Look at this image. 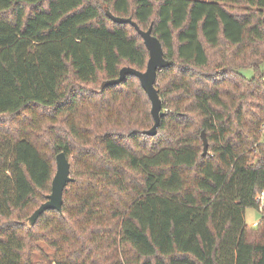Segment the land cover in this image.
<instances>
[{"label": "trees", "instance_id": "obj_1", "mask_svg": "<svg viewBox=\"0 0 264 264\" xmlns=\"http://www.w3.org/2000/svg\"><path fill=\"white\" fill-rule=\"evenodd\" d=\"M107 10L169 61L155 135L138 77L104 84L149 60ZM60 152L62 212L29 225ZM263 191L264 0H0V264H264Z\"/></svg>", "mask_w": 264, "mask_h": 264}, {"label": "water", "instance_id": "obj_2", "mask_svg": "<svg viewBox=\"0 0 264 264\" xmlns=\"http://www.w3.org/2000/svg\"><path fill=\"white\" fill-rule=\"evenodd\" d=\"M107 15L115 22L130 23L136 27L138 33L143 37L144 43L149 51V60L145 71L138 70L134 67L125 66L121 69L119 77L109 79L104 82L105 85L118 84L124 80L127 74H132L138 77L142 87L147 93L151 103V113L154 118V125L151 129L146 130L145 133L155 135L159 127L161 117L164 115L162 100L157 89L158 73L169 65V61L164 57V51L160 40L153 35L152 27L148 30L141 29L132 18L120 17L114 15L111 11L107 10ZM202 139L204 143L203 154L208 151V138L205 131L202 132ZM57 170L52 181L51 193L47 196V200L43 202L27 219L29 225H34L39 218L40 214L48 209H55L62 212L64 203V191L69 182L72 181L71 177V164L65 152H60L56 157Z\"/></svg>", "mask_w": 264, "mask_h": 264}, {"label": "rangeland", "instance_id": "obj_3", "mask_svg": "<svg viewBox=\"0 0 264 264\" xmlns=\"http://www.w3.org/2000/svg\"><path fill=\"white\" fill-rule=\"evenodd\" d=\"M241 72L247 76L251 77L253 75V70L250 68L242 69ZM263 213L257 208H249L246 211V220L249 227H255V225L261 219ZM38 248L34 249L32 261L34 264H55V249L52 246H49L45 241L38 242Z\"/></svg>", "mask_w": 264, "mask_h": 264}, {"label": "built area", "instance_id": "obj_4", "mask_svg": "<svg viewBox=\"0 0 264 264\" xmlns=\"http://www.w3.org/2000/svg\"><path fill=\"white\" fill-rule=\"evenodd\" d=\"M258 209L264 214V191L257 196Z\"/></svg>", "mask_w": 264, "mask_h": 264}]
</instances>
